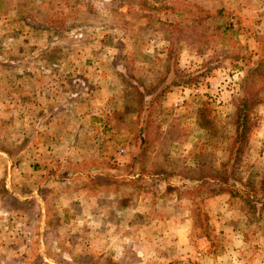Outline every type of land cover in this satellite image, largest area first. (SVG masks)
Masks as SVG:
<instances>
[{
	"label": "rangeland",
	"instance_id": "374dc122",
	"mask_svg": "<svg viewBox=\"0 0 264 264\" xmlns=\"http://www.w3.org/2000/svg\"><path fill=\"white\" fill-rule=\"evenodd\" d=\"M0 264H264V0H0Z\"/></svg>",
	"mask_w": 264,
	"mask_h": 264
},
{
	"label": "trees",
	"instance_id": "16d2710c",
	"mask_svg": "<svg viewBox=\"0 0 264 264\" xmlns=\"http://www.w3.org/2000/svg\"><path fill=\"white\" fill-rule=\"evenodd\" d=\"M256 101H257L256 103H259L258 101H260V100H256ZM244 107H245L246 109H248V104H247V103H245V104H244V106H243V108H244ZM240 113H241V110H239V114H240ZM244 120H246V118H245V119H243V121H244ZM242 125H243V126H242ZM238 126H239V127H242V132H241V135H240V136H238L239 138L237 139V140L239 141V140L243 139V136H244V135H245V133H246V132H245V128H244V126H245V123H239V124H238ZM227 181H228V179H227V178H223V179H222V183H223V184H226V183H227Z\"/></svg>",
	"mask_w": 264,
	"mask_h": 264
}]
</instances>
